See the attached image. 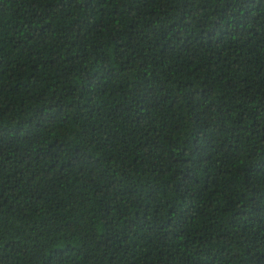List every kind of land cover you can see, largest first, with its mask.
Wrapping results in <instances>:
<instances>
[{
  "label": "trees",
  "instance_id": "1",
  "mask_svg": "<svg viewBox=\"0 0 264 264\" xmlns=\"http://www.w3.org/2000/svg\"><path fill=\"white\" fill-rule=\"evenodd\" d=\"M0 264H264V0H0Z\"/></svg>",
  "mask_w": 264,
  "mask_h": 264
}]
</instances>
